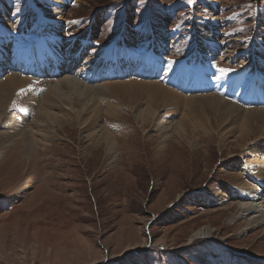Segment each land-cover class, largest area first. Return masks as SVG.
<instances>
[{
	"label": "rangeland",
	"instance_id": "374dc122",
	"mask_svg": "<svg viewBox=\"0 0 264 264\" xmlns=\"http://www.w3.org/2000/svg\"><path fill=\"white\" fill-rule=\"evenodd\" d=\"M51 7L65 16L64 39H82L99 18L95 50L108 47L126 26L136 50L147 47L146 32L153 30L165 39L148 46L154 51L166 43L170 62L198 46L205 56L213 51L219 72H244L241 65L249 63L259 69L264 52V0H0V26L12 38L29 29L23 40L29 44ZM135 113L131 104L110 119L101 114L116 139L109 155L77 126H55L46 148L37 143L30 169L13 167L15 161L4 166L13 149L0 150V264H264V223L233 218L238 198L222 196L223 186L237 187L240 173L251 178L234 136L224 147L215 137L208 145L197 142L195 153L169 138L162 151L153 123L141 129ZM237 158L243 165H228ZM200 228L211 234L189 241Z\"/></svg>",
	"mask_w": 264,
	"mask_h": 264
},
{
	"label": "bare ground",
	"instance_id": "6f19581e",
	"mask_svg": "<svg viewBox=\"0 0 264 264\" xmlns=\"http://www.w3.org/2000/svg\"><path fill=\"white\" fill-rule=\"evenodd\" d=\"M52 9L54 12L50 19L42 20L46 25L43 24L42 27V22L37 20L34 27L37 36L29 44L23 43L24 38L30 34L29 29L24 30L17 38H12L8 34L9 30L4 29L6 27L3 24L0 26V150L13 149V153L4 160V166L15 161L13 167L19 170L26 164L29 169L32 168L37 159V143L39 145L42 141L46 148L48 145L43 142L48 138V133L56 132L55 126L62 129L77 126L86 132L90 141L96 143L94 146L104 144L105 152L109 155L116 148V139L102 122L101 114L104 113L106 118L115 117L118 108L123 105L131 108V104H134L136 113L132 116L135 124L144 129L146 125L153 123L158 133L159 146L169 138H176L171 141V145L181 147L186 144L195 153L201 149L200 146L197 147V142L208 145L215 137V142L224 147L234 136L232 143L235 148L243 149L242 157L246 158L247 173L251 174V178L240 173L236 179L237 187L223 186L222 196L236 194L238 210L233 218L248 217L253 225L264 223V106L245 108L229 99L225 90L191 94L176 89L181 84H186L188 88L196 79L189 81L173 74L181 63L178 61H169L168 73H163V69H152L164 62L161 55L156 54L150 46L135 52V46L126 40L131 38V30L126 26L114 42L98 50H95L92 38L98 25L97 17L82 39H64L66 34L61 31L66 29V25L62 23L65 16L59 10L49 8ZM54 25L55 32L46 33L45 28ZM164 39V35L160 33L153 40L152 46L162 43ZM26 51L33 61H28L25 57ZM212 52L209 50L206 53L211 63L200 65L199 71L193 70L198 75L202 74L201 79L208 83L210 80L231 82L235 75L243 73L240 69L216 71L211 60ZM48 56H52V60ZM258 59L261 61L257 65L260 66V72L264 73L263 50L259 51ZM106 60L108 63H103ZM80 61L83 63L78 67ZM53 63L57 65L56 75H50L48 68H45L46 64L52 66ZM14 68L22 73L10 70ZM27 68L31 69L30 74L35 77L24 74ZM182 68L183 64H180L177 71H182ZM132 70L142 76L147 71H160L155 77L163 74L168 79L161 81L126 76L89 83L106 73L116 71L118 75L121 71L130 75ZM36 72L43 78H37ZM254 80L264 78L257 74ZM102 103L106 109L102 108ZM160 110L165 112L161 114ZM170 113L181 114L180 119L177 122L168 120ZM27 122L31 123L30 128L27 127ZM167 145L159 147V150L164 151ZM243 162L237 158L228 165L241 166ZM24 187L22 185L21 189ZM210 234L208 228H200L190 236L189 241L205 238Z\"/></svg>",
	"mask_w": 264,
	"mask_h": 264
},
{
	"label": "snow or ice",
	"instance_id": "6c2138e0",
	"mask_svg": "<svg viewBox=\"0 0 264 264\" xmlns=\"http://www.w3.org/2000/svg\"><path fill=\"white\" fill-rule=\"evenodd\" d=\"M223 71V70H222Z\"/></svg>",
	"mask_w": 264,
	"mask_h": 264
}]
</instances>
